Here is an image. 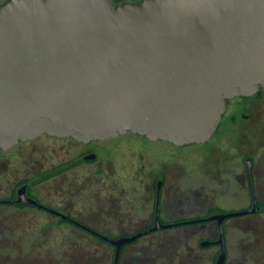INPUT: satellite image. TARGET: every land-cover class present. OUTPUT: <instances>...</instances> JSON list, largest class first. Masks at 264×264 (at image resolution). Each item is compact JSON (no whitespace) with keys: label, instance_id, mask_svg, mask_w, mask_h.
Returning <instances> with one entry per match:
<instances>
[{"label":"water","instance_id":"95a60500","mask_svg":"<svg viewBox=\"0 0 264 264\" xmlns=\"http://www.w3.org/2000/svg\"><path fill=\"white\" fill-rule=\"evenodd\" d=\"M259 89L264 0L0 2V149L41 134L200 143L228 98Z\"/></svg>","mask_w":264,"mask_h":264},{"label":"flooded vegetation","instance_id":"af4514ba","mask_svg":"<svg viewBox=\"0 0 264 264\" xmlns=\"http://www.w3.org/2000/svg\"><path fill=\"white\" fill-rule=\"evenodd\" d=\"M52 229L69 246L40 257ZM14 230L33 231L30 251L3 253ZM1 260L264 264V91L228 98L200 143L41 134L0 149Z\"/></svg>","mask_w":264,"mask_h":264},{"label":"rangeland","instance_id":"374dc122","mask_svg":"<svg viewBox=\"0 0 264 264\" xmlns=\"http://www.w3.org/2000/svg\"><path fill=\"white\" fill-rule=\"evenodd\" d=\"M18 231L19 230H14L13 231V237H18V236H21L23 237V241L20 243V244H17V245H6L4 246V248H6V250H3V253L6 252V253H10V252H15L16 250H13V251H8V249H21L22 251L24 252H28L30 251V248L32 247V245L29 243V241L31 240L30 238L35 236L33 234V231L32 230H26L24 232V234H20L18 235ZM63 232L64 230H60V229H52V230H49L47 231V234L48 236L50 237V240L49 242H47L46 244H43V245H40V246H36L35 249H34V253H37V252H41V255L40 257L44 256L45 252H47L49 254L50 257H55V258H58L60 256V253L66 249V247H68L69 245H64V244H59V243H54V242H58L60 237L63 236ZM20 262H15V261H10V260H1L0 261V264H18ZM23 263V262H21ZM26 262H24L25 264ZM37 263V262H35ZM60 264H64V261L63 262H60Z\"/></svg>","mask_w":264,"mask_h":264}]
</instances>
